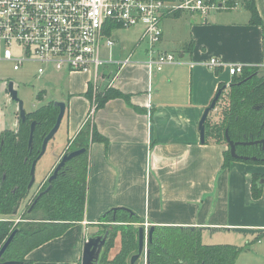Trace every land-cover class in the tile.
I'll list each match as a JSON object with an SVG mask.
<instances>
[{
  "label": "crops",
  "instance_id": "crops-1",
  "mask_svg": "<svg viewBox=\"0 0 264 264\" xmlns=\"http://www.w3.org/2000/svg\"><path fill=\"white\" fill-rule=\"evenodd\" d=\"M254 4L261 25L249 24L250 15L240 5L207 16L181 12L163 19L157 48L170 53L178 44L183 64L167 65L155 73L135 62L102 85H92L89 78L82 85H68L63 117L67 140L89 120L105 141L91 142L88 147L82 221L31 250L26 260L32 264H80L83 243L99 234L102 215L111 209H127L146 227L199 228L201 239L223 230L228 236L224 245L244 248L234 264H264V186L257 200L250 191L252 175H263L264 166L232 162L222 169L226 146L214 144L211 137L201 144L198 133V122L218 86L227 89L230 85L229 65L264 70V0H254ZM173 26L182 29L181 42L164 37ZM115 43L117 56L126 58L127 51ZM211 58L218 59L221 66H204ZM91 85L89 99L85 93ZM108 89L129 96L130 105L115 98L95 110V93ZM4 130L1 124L0 132ZM235 229L256 232L241 234Z\"/></svg>",
  "mask_w": 264,
  "mask_h": 264
},
{
  "label": "trees",
  "instance_id": "trees-1",
  "mask_svg": "<svg viewBox=\"0 0 264 264\" xmlns=\"http://www.w3.org/2000/svg\"><path fill=\"white\" fill-rule=\"evenodd\" d=\"M235 2L248 11L249 24L261 25L254 0H228L229 6ZM222 88L223 85L220 84L218 90ZM226 90H222L215 108L223 100ZM44 94V91L39 92L37 99L42 100ZM92 95L91 85L85 97L92 99ZM94 97L95 110L115 98H120L130 105L129 96L113 89H108L102 94L95 93ZM53 103L54 101H50L40 109L26 113L24 122L18 118L15 131L4 130L0 133V247L15 229L18 230L2 255L1 262L18 261L22 264H32L26 260L31 250L61 236L70 225L83 219L88 147L91 142L105 141L89 120L68 140L64 148V153L80 149H85V152L68 161L52 182L45 181L41 185L42 195L38 199V195L32 197L28 190L32 164L39 161L42 141L55 125L59 113L58 107ZM33 121L36 124L29 146L30 126ZM225 130L233 142H258L264 139V70L249 67L244 68L239 76H233L225 96L220 122L215 124L211 131L205 123V137L213 138L214 144L226 146L222 169H226L232 162L264 165V145L261 144L236 146V154L247 159H233L225 142ZM262 179L264 180V174L251 177L250 191L254 200L262 194ZM48 186L50 189L44 192ZM18 199L26 200L28 208L23 221L14 225L4 218L12 214ZM35 199L37 201L29 211ZM113 211L111 209L105 213L100 221L112 216ZM114 222L121 223L114 233L109 232L99 264H129L131 256L137 250V228L143 221L127 209H116ZM117 233L120 235L119 250L111 259H107ZM200 233L199 228L153 227L152 239L147 247L146 264H234L244 250L231 245H204L201 243Z\"/></svg>",
  "mask_w": 264,
  "mask_h": 264
},
{
  "label": "built area",
  "instance_id": "built-area-1",
  "mask_svg": "<svg viewBox=\"0 0 264 264\" xmlns=\"http://www.w3.org/2000/svg\"><path fill=\"white\" fill-rule=\"evenodd\" d=\"M227 5L228 0H0V62L11 63L14 71L26 63L36 64V78L50 71L84 74L97 85L98 80L109 81L119 69L135 63L132 52L124 59L111 58L116 44L111 28L141 26L140 42L147 44L141 63L158 73L167 65L183 64L179 57L157 48L163 19L181 12L207 16L239 3ZM103 49L109 53L107 59L100 55ZM203 65L216 69L221 63L211 58ZM108 66L115 70L99 75V69ZM243 70L242 65L227 67L231 77Z\"/></svg>",
  "mask_w": 264,
  "mask_h": 264
},
{
  "label": "rangeland",
  "instance_id": "rangeland-1",
  "mask_svg": "<svg viewBox=\"0 0 264 264\" xmlns=\"http://www.w3.org/2000/svg\"><path fill=\"white\" fill-rule=\"evenodd\" d=\"M227 7H229V4L227 5ZM238 7L239 6H236L234 7V9ZM180 30L182 29L179 28V26L170 27L168 30L169 34H165L164 37L167 40L170 39L174 42H181L184 37ZM141 31V26H136L125 30L112 27L110 30V34L113 40L117 41V43H119L120 46L123 47L128 54L130 53V50H132L133 48L135 49L131 59L133 62H138V65H142L140 62H143L145 59V49L147 47V44L145 42H140ZM178 47L179 45L176 44L173 50H169L170 54L176 56L177 58L179 54L177 49ZM125 53L123 52V55ZM100 55L104 59H107L106 55H109V53L103 49L100 51ZM117 55L118 47L112 48L111 58L113 60H120V57H118ZM36 67V64L26 63L18 71H14L12 69L11 63L0 62V125L3 124L4 128L8 130H14L16 128V119L18 117V112L16 103L12 102L9 99V96L5 89V83H13L14 88L17 91V97L20 101H22L24 112L30 113L45 106L47 103L50 102V100L67 104L69 96L68 85H82L83 82L87 78H89L88 75L84 74L69 75L65 73H56L54 71L48 72L45 76H42L41 78H36L34 76ZM114 70L115 68L113 66H108L105 68L101 67L99 69V75H106L109 72H113ZM97 85H102V81L98 80ZM41 91H44L45 95L43 96L42 100H38L37 94ZM227 92L228 87L227 90L223 93V100H221L218 103V107L215 108L216 111L214 109L215 113L213 111L207 117L206 126L209 127V131L214 128L215 124L220 122L222 107L224 105V100ZM62 94H64V97H62ZM67 143L68 140L64 118L55 136L47 143L45 153L35 165L34 184L30 192L31 194L37 189L38 185L43 182L42 180L45 178L52 165L56 162V158L66 147ZM247 165L257 166L256 164L249 163ZM27 208V204H23L20 212L23 213L27 210ZM18 218L19 215H15V217H13V219L15 220H17ZM120 223L121 222H114V215L109 216L108 218H106L105 221H100V228L98 233L103 234L105 231L114 233L116 228L119 227ZM138 227L147 228L144 225H139ZM225 233L227 232L220 230V232H214L213 235L208 234L206 237H204V239H201V243L205 245H224L226 244L225 241L228 237ZM119 239L120 235L119 233H117L115 239L113 240V247L107 254V259L112 258L115 250L119 248ZM101 256L102 255H100V257ZM142 263L143 258L140 260V264Z\"/></svg>",
  "mask_w": 264,
  "mask_h": 264
},
{
  "label": "water",
  "instance_id": "water-1",
  "mask_svg": "<svg viewBox=\"0 0 264 264\" xmlns=\"http://www.w3.org/2000/svg\"><path fill=\"white\" fill-rule=\"evenodd\" d=\"M226 87H223L222 89L218 90L217 93L215 94L214 98L212 99V101L210 102L209 106L205 108L199 122H198V133H199V140L201 144H204L205 142V123L207 120L208 115L214 111L215 109V105L219 99V96L222 93V90L225 89ZM6 92L9 96V99L16 103L17 105V112H18V118L24 122L26 119V113L23 110V106H22V101H20L17 97V91L14 88V85L12 82H8L6 85ZM54 106L58 107L59 109V113L55 122V125L53 126V128L49 131V133L44 137L43 141H42V145H41V153L39 155V158H41L43 156V154L45 153L46 150V145L47 143L55 136V134L57 133V131L60 128V124L62 122V119L65 115V111H66V105L63 102H54L53 103ZM36 122L33 121L31 123L30 126V137H29V146H31L32 143V134H33V130L35 127ZM224 137H225V142L229 148V152L230 155L233 159H243L246 160L247 158L244 157H239L236 154V146L241 145V146H251L253 144H261L264 145V139L258 142H243V143H239V142H233L230 140V138L228 137L227 131L225 130L224 132ZM85 152V149H80L77 151H73V152H67L64 153L60 159L57 161L56 166L53 169L52 174L47 178V182L50 183L52 182L56 177L58 172L64 167V165L72 160L73 158L83 154ZM254 160V158L252 159ZM35 165H36V161L33 162L31 170H30V175H31V179L30 182L28 184V190L31 189V187L34 184V171H35ZM260 184H264V180L262 179L260 181ZM50 189V186L47 187V189L44 191L46 192L47 190ZM42 195V193L38 194L37 199ZM37 199H35V201L33 202L31 208L29 209V211L32 209L33 205L35 204V202L37 201ZM113 215L116 211V209H113ZM16 209L14 210L15 213ZM103 217L105 216L102 215ZM153 231V226L150 227V232L149 235L152 233ZM237 233H241V234H255L256 231L253 230H249V229H235L234 230ZM18 230L15 229L8 237L7 239L4 241V243L2 244V246L0 247V260L2 259V255L4 254V252L6 251V249L8 248V246L11 244L12 240L14 239L15 235L17 234ZM109 237V231H105L103 234H98V235H91L89 236L83 243V247H82V254H81V260H80V264H99L100 261V255H102L104 247L106 245V242L108 240ZM145 250L144 249V229L142 227H138V250L137 253L132 255L129 261V264H135V262L139 259L142 251ZM0 264H22V262H18V261H5V262H1Z\"/></svg>",
  "mask_w": 264,
  "mask_h": 264
},
{
  "label": "flooded vegetation",
  "instance_id": "flooded-vegetation-1",
  "mask_svg": "<svg viewBox=\"0 0 264 264\" xmlns=\"http://www.w3.org/2000/svg\"><path fill=\"white\" fill-rule=\"evenodd\" d=\"M16 120L18 121V117H17ZM16 128H17V124H16ZM16 128H15V130H16ZM6 130H8V129H6ZM0 133H1V132H0ZM62 154H64V152H63ZM61 156H62V155H61ZM61 156H60V157H61ZM55 166H56V163H55L54 167H55ZM54 167H53V169H54ZM53 169H52V171L48 174V176L44 179V181L42 182V184H43L45 181L47 182V178L52 174ZM42 184H41V185H42ZM41 185H39V186L37 187V189L32 193V195H31L32 197L35 196V195L37 196V195L40 193ZM32 187H33V186H32ZM32 187H31V189H32ZM31 189L29 190L30 192H31ZM33 202H34V201H33ZM25 203H26V200L18 199L17 202H16V206L14 207V210L16 209L15 213H14V210H13L12 214L7 215L4 219L7 220V221H11V222H13L14 225H18L19 223H21V222L23 221V220H22L23 216L26 214V211H24L23 213H21L20 210H21L22 205L25 204ZM31 203H32V202H31ZM35 203H36V202H35ZM34 205H35V204H34ZM34 205H33V206H34ZM20 214H21V215H20ZM15 215H16V216L19 215V218H18L17 220L13 219V217H15ZM142 228H143V227H142ZM143 229H144V249H145V250L142 251V253H141L139 259H138L136 262H140V260L143 258V263L146 264V263H147V247H148V244H150V242H151L153 231H152V233L149 235L150 227L143 228ZM136 235H137V250H138V228H137V234H136ZM119 240H120V239H119ZM119 246H120V242H119ZM137 250H136V252H135L134 254L137 253ZM134 254H133V255H134ZM136 262H135V263H136Z\"/></svg>",
  "mask_w": 264,
  "mask_h": 264
}]
</instances>
